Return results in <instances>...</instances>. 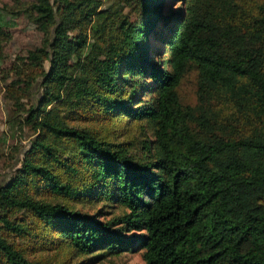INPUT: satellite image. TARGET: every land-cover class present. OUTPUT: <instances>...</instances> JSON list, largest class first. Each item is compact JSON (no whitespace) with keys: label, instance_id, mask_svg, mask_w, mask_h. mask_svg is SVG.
Listing matches in <instances>:
<instances>
[{"label":"trees","instance_id":"obj_1","mask_svg":"<svg viewBox=\"0 0 264 264\" xmlns=\"http://www.w3.org/2000/svg\"><path fill=\"white\" fill-rule=\"evenodd\" d=\"M27 9L44 39L9 86L28 92L18 124L35 136L0 185V264H264V0Z\"/></svg>","mask_w":264,"mask_h":264},{"label":"rangeland","instance_id":"obj_2","mask_svg":"<svg viewBox=\"0 0 264 264\" xmlns=\"http://www.w3.org/2000/svg\"><path fill=\"white\" fill-rule=\"evenodd\" d=\"M32 1L0 0V185L8 181L19 167V160L22 159L35 136L27 123L21 126L18 124L20 121L17 114L21 113L20 118L23 119L27 116L23 108L24 104L29 106L30 103L26 97L28 92L21 82H17L12 88L9 86L16 80L12 68L17 65L18 58L29 56L41 46L44 39L43 33L32 23L31 16L27 14V7ZM196 76L195 70L190 71L179 85L178 92L184 104L196 103ZM39 86V81L34 83L32 103L40 96ZM148 136L150 137L151 134L149 133ZM99 207L100 203L77 204V208L83 212L93 214L100 211L98 217L103 219L109 218L113 212H119L115 208L108 207L98 210ZM44 258L56 262L63 259V255L48 252ZM81 259H83L81 256H72L65 259L64 264H77ZM90 264H144V262L141 252H125L118 256L101 258Z\"/></svg>","mask_w":264,"mask_h":264}]
</instances>
